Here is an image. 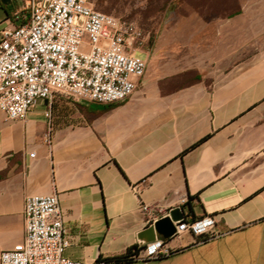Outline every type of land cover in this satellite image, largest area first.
<instances>
[{"label":"crops","instance_id":"obj_1","mask_svg":"<svg viewBox=\"0 0 264 264\" xmlns=\"http://www.w3.org/2000/svg\"><path fill=\"white\" fill-rule=\"evenodd\" d=\"M30 0H0V32ZM229 16L168 23L130 98L112 104L39 100L26 119L0 107V258L24 241L29 195L57 193L66 255L108 264H264V0ZM1 38V33H0ZM141 204L212 215L223 236L168 239L150 261L113 262L143 248ZM157 238H164L160 235ZM1 264V262H0Z\"/></svg>","mask_w":264,"mask_h":264},{"label":"built area","instance_id":"obj_2","mask_svg":"<svg viewBox=\"0 0 264 264\" xmlns=\"http://www.w3.org/2000/svg\"><path fill=\"white\" fill-rule=\"evenodd\" d=\"M30 0L20 25H7L0 38V107L9 119L27 118L39 100L59 97L112 104L130 98L148 70L142 47L147 34L134 21L94 7L91 0ZM148 223L168 216L161 205L141 204ZM26 236L1 254V264L88 263L66 255L69 231L57 193L27 196ZM171 237L192 234L204 242L223 236L216 218L205 215L175 222ZM170 239V238H169ZM178 249L168 239L148 242L133 260L150 261Z\"/></svg>","mask_w":264,"mask_h":264},{"label":"rangeland","instance_id":"obj_3","mask_svg":"<svg viewBox=\"0 0 264 264\" xmlns=\"http://www.w3.org/2000/svg\"><path fill=\"white\" fill-rule=\"evenodd\" d=\"M94 7L136 22L147 34L142 56L150 66L155 60L154 45L161 30L182 15L200 13L206 19L231 16L237 0H91Z\"/></svg>","mask_w":264,"mask_h":264},{"label":"water","instance_id":"obj_4","mask_svg":"<svg viewBox=\"0 0 264 264\" xmlns=\"http://www.w3.org/2000/svg\"><path fill=\"white\" fill-rule=\"evenodd\" d=\"M4 3L10 2L11 0H2ZM51 0H46L45 5L47 6ZM183 212L180 208H177L171 212V216H166L157 220L154 224L150 225L144 232L146 235V242L154 241L158 235L165 239L171 238L177 230L174 220L181 219Z\"/></svg>","mask_w":264,"mask_h":264},{"label":"trees","instance_id":"obj_5","mask_svg":"<svg viewBox=\"0 0 264 264\" xmlns=\"http://www.w3.org/2000/svg\"><path fill=\"white\" fill-rule=\"evenodd\" d=\"M237 9H238V5H237ZM237 9H236V11H237ZM234 13H232L231 15H233ZM141 250H142L141 247L134 246L132 248H129V250L127 251V253L125 255L117 257V258H114L111 261H113V262H125V261L133 260L134 256L138 255ZM107 262L109 263V261H107Z\"/></svg>","mask_w":264,"mask_h":264}]
</instances>
